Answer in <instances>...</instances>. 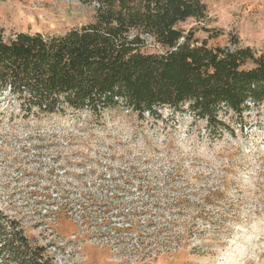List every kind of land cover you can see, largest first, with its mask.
<instances>
[{
  "label": "rangeland",
  "instance_id": "1",
  "mask_svg": "<svg viewBox=\"0 0 264 264\" xmlns=\"http://www.w3.org/2000/svg\"><path fill=\"white\" fill-rule=\"evenodd\" d=\"M202 2L206 18L180 29L264 55V0ZM93 16L80 0H0L6 35H60ZM232 122L234 136L213 140L167 109L23 118L1 93L0 210L53 264H264V107Z\"/></svg>",
  "mask_w": 264,
  "mask_h": 264
},
{
  "label": "trees",
  "instance_id": "2",
  "mask_svg": "<svg viewBox=\"0 0 264 264\" xmlns=\"http://www.w3.org/2000/svg\"><path fill=\"white\" fill-rule=\"evenodd\" d=\"M80 1L93 5L92 22L60 35L0 27V94L23 118L86 114L100 122L121 109L161 120L167 109L220 140L234 136L233 118L264 107V55L236 38L208 45L213 30L200 29L207 38L199 40L196 29L178 27L206 18L202 0ZM47 252L0 210V264H53Z\"/></svg>",
  "mask_w": 264,
  "mask_h": 264
}]
</instances>
